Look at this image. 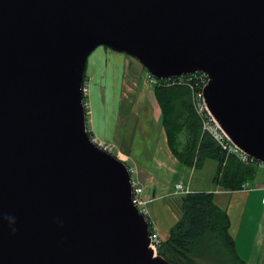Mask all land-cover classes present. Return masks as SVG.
<instances>
[{"label":"water","instance_id":"95a60500","mask_svg":"<svg viewBox=\"0 0 264 264\" xmlns=\"http://www.w3.org/2000/svg\"><path fill=\"white\" fill-rule=\"evenodd\" d=\"M99 45L157 78L206 72L209 109L264 163V0H0V264H172L89 132Z\"/></svg>","mask_w":264,"mask_h":264},{"label":"crops","instance_id":"0c3cea01","mask_svg":"<svg viewBox=\"0 0 264 264\" xmlns=\"http://www.w3.org/2000/svg\"><path fill=\"white\" fill-rule=\"evenodd\" d=\"M124 53L112 48L103 53L114 61V67L106 66L107 63L103 67H86V75L93 81L88 87V79L85 80L87 122L94 138L116 143L132 173L134 170V179L144 186V194L150 198L147 213L152 226L163 240L169 237L170 228L178 219L168 200L174 195L177 181L189 185L191 190H214L216 202L228 211L237 252L247 264H264V166L260 165L246 188L232 190L215 185L217 160L208 161L213 157L206 158L202 165L209 162V182L201 173L202 167L193 168L182 163L168 144L148 70L134 67V73L130 74L136 95L125 94L120 85L122 80L117 72L122 78L129 71V67L126 70L117 67L118 58L125 63ZM142 84L146 88L143 91Z\"/></svg>","mask_w":264,"mask_h":264},{"label":"trees","instance_id":"16d2710c","mask_svg":"<svg viewBox=\"0 0 264 264\" xmlns=\"http://www.w3.org/2000/svg\"><path fill=\"white\" fill-rule=\"evenodd\" d=\"M200 88V79L192 73L157 78L154 91L168 144L173 154L189 167L200 168L206 158H215V185L242 189L253 181L261 164L255 158L244 160L237 152L224 149L204 129L194 101V92ZM89 132L92 135L90 129ZM168 200L178 219L170 228L169 237L162 241L160 253L172 264H198L196 257L200 251L216 252L233 264H247L237 252L228 211L216 202L214 190H192L172 195Z\"/></svg>","mask_w":264,"mask_h":264},{"label":"built area","instance_id":"2783aa9c","mask_svg":"<svg viewBox=\"0 0 264 264\" xmlns=\"http://www.w3.org/2000/svg\"><path fill=\"white\" fill-rule=\"evenodd\" d=\"M197 72H199V73H197ZM191 73L193 76L198 77L200 79V87L201 88H200V90H196L194 92L195 93L194 94V101H195V106H196L198 113L203 118L204 129L207 130L209 133H211L224 149L231 151V152H237L238 155L244 160L252 157L230 138V136L221 127V125L219 124V122L217 121V119L215 118V116L213 115L211 110L209 109V107L205 101L204 94H203V88L205 87V85L209 81L208 74L204 71H195V72H191ZM148 74H149V78L151 79L152 82L157 81V77L152 75L150 72ZM182 75H184V74H182ZM86 90H87V88H86V86H84V91H86ZM94 140L97 142V144L101 148H103V149H105V150H107V151H109V152H111L117 156L121 155L120 149L118 148V146L114 142L106 141V140H98L96 138H94ZM258 162L264 166L263 162H260V161H258ZM132 185H133V199H134L135 203L137 204L139 209L147 216L148 220H150L149 222L152 223V221H151V219L147 213V203L149 202L150 198L145 196L144 186L134 178L132 179ZM246 187L247 186L245 185L244 188H246ZM263 189H264V185H263ZM189 191H190L189 187H186L182 181H177L175 183V188L173 189V194L179 195V194L187 193ZM263 196H264V194H263ZM149 236H150L149 245L153 249L154 255L160 254V246H161L163 239H162L159 231L152 226V228H150V235Z\"/></svg>","mask_w":264,"mask_h":264},{"label":"rangeland","instance_id":"374dc122","mask_svg":"<svg viewBox=\"0 0 264 264\" xmlns=\"http://www.w3.org/2000/svg\"><path fill=\"white\" fill-rule=\"evenodd\" d=\"M110 49H111V47H108L106 45L97 46L88 56L87 67H98L99 65L101 67H103V65L105 63H107L106 66H108V67H110V64L114 67V61L112 59H110L108 55L103 54L106 51H110ZM123 56H124V62L125 63H122L120 58H118L116 60V61H118L117 67H122V70H126L127 67H129V71L127 70L128 72L126 71L123 74L122 78L120 77L119 72H117V75L122 80L120 85H122V88H124L125 94L130 92V95L134 96V95H136L133 93V90L135 89V86H134L135 83L133 81L134 79H133L132 75H130V74L134 73V70H135L134 67H142V69H145V70L147 68L137 58H135L134 56H132L130 54L124 53ZM136 73H138V72H136ZM125 76H126V78H125ZM88 77H90V76L85 75V80H86V78L88 79V83H89L88 87H90V84L92 85L93 81L90 80V78H88ZM135 80H136V82L138 81L137 78ZM149 82L151 83L152 86L155 85V82H152L150 78H149ZM140 86H141L142 91L146 89L143 84ZM85 102H86V96H85ZM122 154L123 153L121 152L120 157L125 159L124 157H122ZM208 161H214L215 162V158H208ZM210 171L211 170H210L209 162H208V164H205L202 167V172H201L204 177H207L208 182L210 181V176H209ZM132 176L135 177L134 170H133ZM185 186L189 187L190 191H192L191 187L189 185L185 184ZM174 188H175V186H174ZM263 205H264V203H263ZM219 255L220 254H216V252L215 253H211V252L205 253V252L200 251L198 253V256L196 257V261L198 262V264H233V262L231 260H229L227 257H223V256H219Z\"/></svg>","mask_w":264,"mask_h":264}]
</instances>
